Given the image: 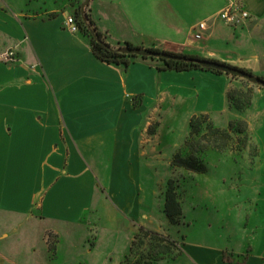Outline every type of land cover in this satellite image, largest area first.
I'll return each mask as SVG.
<instances>
[{
  "label": "crops",
  "instance_id": "obj_1",
  "mask_svg": "<svg viewBox=\"0 0 264 264\" xmlns=\"http://www.w3.org/2000/svg\"><path fill=\"white\" fill-rule=\"evenodd\" d=\"M85 1L0 0V53L17 58L0 62V264H120L133 236L116 263L97 257L111 240L92 218L112 221L116 208L137 206L133 189L143 160L157 155L162 122L205 114L225 128L246 117L227 112L239 81L226 75L99 60L89 39L66 26ZM232 4L250 14L240 26L219 18ZM87 11L113 48L129 43L264 75V0H94ZM201 22L208 27L195 40ZM256 93L247 118L264 148V90ZM259 191L248 243L226 251L186 245L185 264H264ZM85 252L92 260L82 261Z\"/></svg>",
  "mask_w": 264,
  "mask_h": 264
},
{
  "label": "rangeland",
  "instance_id": "obj_2",
  "mask_svg": "<svg viewBox=\"0 0 264 264\" xmlns=\"http://www.w3.org/2000/svg\"><path fill=\"white\" fill-rule=\"evenodd\" d=\"M91 2L94 3V0ZM261 77L264 78V75ZM233 87L250 90L253 95V107L242 118L248 121L250 116H255L256 91L259 86L239 81ZM189 121L187 123V116L182 113L174 122H162L160 129L158 123L151 124L150 131L159 129L160 132L154 145L157 147L159 142L161 145L157 147L155 159L151 156L150 163L149 160H143L141 164L140 184L133 189L137 206L127 209L115 206L116 210L111 213L112 221L109 217L102 218L99 215L101 212L93 215L92 221L98 229L107 232L106 236L111 240H105L95 256H102L111 263H116L118 255L125 250L129 237L140 226L163 233L178 232L185 236V243L189 246H207L222 251L249 242L252 237L249 233L256 225L255 204L258 192L264 187V148L257 143L256 132L248 121L251 144L256 150L249 146L243 147L240 143L242 136L236 135L224 152H207L206 173L197 175L177 170L171 166V160L182 148L185 137L189 134ZM170 180L177 182V193L184 212L181 225L175 228L168 225L164 214ZM104 235L105 233L102 234ZM86 254L83 253L82 261L92 260L93 255ZM224 254L228 258V251ZM182 257L183 255L165 264H185Z\"/></svg>",
  "mask_w": 264,
  "mask_h": 264
},
{
  "label": "trees",
  "instance_id": "obj_3",
  "mask_svg": "<svg viewBox=\"0 0 264 264\" xmlns=\"http://www.w3.org/2000/svg\"><path fill=\"white\" fill-rule=\"evenodd\" d=\"M74 17L78 23L79 32L89 39L95 56L107 64L129 66L137 60H151L161 65L158 67L159 72L173 71L182 73L197 70L208 71L217 75H226L233 81H242L243 84L245 83L258 87L247 80L224 74L218 70L203 69L192 62L154 59L120 53L110 46L106 36L98 30L90 15H88L89 21L86 23L80 8L76 11ZM91 28L97 31V36L102 40L101 42L92 34ZM124 47L133 48V45L126 43ZM151 50L165 52L157 49ZM166 53L187 58L206 59L185 54ZM244 71L253 74L250 71ZM258 88L264 90L261 87ZM253 100L254 98L250 90L245 91L242 87L232 86L227 92V112L243 116L253 107ZM236 135L242 136V141L240 143L243 144V147L249 146L256 150V147L251 144L249 124L245 119L240 117L235 118L228 123L227 127L221 128L215 126V123L211 120L209 115H195L189 121V134L185 137L182 148L172 157L171 166L177 170H184L191 174H204L207 170L205 161L207 152L209 150L224 152L225 149L233 143ZM177 186L176 180H170L166 193L164 214L171 228L181 225L184 217L182 203L177 193ZM177 233L178 232L170 233L169 231L163 233L140 226L133 235L127 251L120 260V264H165L176 260L185 254V247L187 245L185 243V236Z\"/></svg>",
  "mask_w": 264,
  "mask_h": 264
},
{
  "label": "water",
  "instance_id": "obj_4",
  "mask_svg": "<svg viewBox=\"0 0 264 264\" xmlns=\"http://www.w3.org/2000/svg\"><path fill=\"white\" fill-rule=\"evenodd\" d=\"M92 0H86L82 5L81 13L83 19L86 23L89 21L87 8ZM92 34L97 37L98 41L102 40L97 36V31L94 28H91ZM116 51L120 53H124L126 55H134L140 57L154 58V59H167V60H175V61H186L192 62L199 65L203 69H213L223 72L224 74L232 75L235 77H239L241 79L247 80L251 84L259 86L264 89V79L258 77L256 75L245 72L242 69L232 67L225 63H221L219 61H214L210 59H196V58H187L179 55H173L166 52H157L147 48H136V47H119L114 48Z\"/></svg>",
  "mask_w": 264,
  "mask_h": 264
},
{
  "label": "built area",
  "instance_id": "obj_5",
  "mask_svg": "<svg viewBox=\"0 0 264 264\" xmlns=\"http://www.w3.org/2000/svg\"><path fill=\"white\" fill-rule=\"evenodd\" d=\"M219 18L228 26H240L245 23L249 18L250 14L248 11L244 10L239 4H232L228 8L224 9ZM66 26L72 33L79 32V26L74 16H69L66 20ZM207 23L201 22L196 27L195 30L199 32L195 35V40L202 39V32L207 29ZM17 61L16 54L14 51L9 50L4 53H0V62L3 63H14Z\"/></svg>",
  "mask_w": 264,
  "mask_h": 264
}]
</instances>
